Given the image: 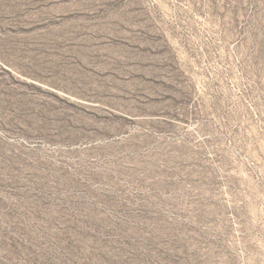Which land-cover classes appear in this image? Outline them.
<instances>
[{
	"label": "rangeland",
	"instance_id": "374dc122",
	"mask_svg": "<svg viewBox=\"0 0 264 264\" xmlns=\"http://www.w3.org/2000/svg\"><path fill=\"white\" fill-rule=\"evenodd\" d=\"M0 264H264V0H0Z\"/></svg>",
	"mask_w": 264,
	"mask_h": 264
}]
</instances>
